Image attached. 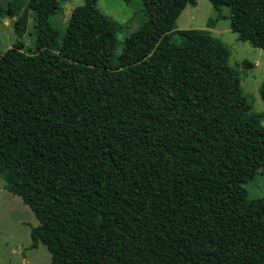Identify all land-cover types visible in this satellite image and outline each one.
Listing matches in <instances>:
<instances>
[{
  "label": "trees",
  "instance_id": "16d2710c",
  "mask_svg": "<svg viewBox=\"0 0 264 264\" xmlns=\"http://www.w3.org/2000/svg\"><path fill=\"white\" fill-rule=\"evenodd\" d=\"M142 1L118 51L123 25L98 0L61 39V0H29L35 48L26 17L0 56V177L39 220L29 248L51 264H264V197L245 187L264 168L263 114H239L230 47L177 26L197 0ZM209 1L264 48V0ZM20 7L0 0V15Z\"/></svg>",
  "mask_w": 264,
  "mask_h": 264
},
{
  "label": "rangeland",
  "instance_id": "374dc122",
  "mask_svg": "<svg viewBox=\"0 0 264 264\" xmlns=\"http://www.w3.org/2000/svg\"><path fill=\"white\" fill-rule=\"evenodd\" d=\"M85 0H61V11L51 21L56 25L61 39L72 10ZM29 0H19L20 9L11 17L0 15V56L12 47L20 36L14 26L27 17L25 34L21 38L25 50L35 48V13L28 8ZM98 7L108 17L121 23L118 32V51L125 39L139 27L142 17V0H98ZM230 8L223 6L216 10L209 0H197L196 5L188 4L177 19L180 29L207 28L231 49L230 64L238 68L241 76L243 96L239 101V114L262 113L264 126V100L260 87L264 81V48L254 46L248 40H240L239 34L230 25ZM244 61L250 64L245 66ZM245 187L249 198L264 197V168L256 177L247 182ZM39 224L32 208L22 198L11 192L0 177V264H51V253L47 246L39 243L36 248H29L32 243L31 228Z\"/></svg>",
  "mask_w": 264,
  "mask_h": 264
}]
</instances>
